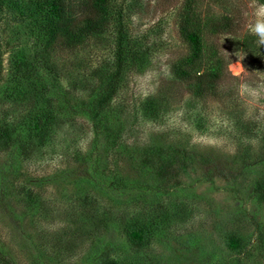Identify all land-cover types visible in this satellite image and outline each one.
I'll return each mask as SVG.
<instances>
[{
	"label": "rangeland",
	"instance_id": "obj_1",
	"mask_svg": "<svg viewBox=\"0 0 264 264\" xmlns=\"http://www.w3.org/2000/svg\"><path fill=\"white\" fill-rule=\"evenodd\" d=\"M184 3L128 1V45L148 54L141 66L124 67L110 96L115 23L73 45L59 37L48 50L27 0H0V126L11 131L9 144L0 143V252L12 264H264V46L249 32L260 3L193 5L201 19L232 24L205 38L225 75L202 97L171 70L189 54L178 29ZM157 96L164 107L155 119L142 104ZM80 104L97 107L129 150L177 146L211 163L171 181L143 174L128 150L107 145ZM42 110L54 117L45 145L30 130ZM134 224L150 230L142 246L127 236Z\"/></svg>",
	"mask_w": 264,
	"mask_h": 264
},
{
	"label": "trees",
	"instance_id": "obj_2",
	"mask_svg": "<svg viewBox=\"0 0 264 264\" xmlns=\"http://www.w3.org/2000/svg\"><path fill=\"white\" fill-rule=\"evenodd\" d=\"M27 0L30 16L34 17L35 25L43 37L45 48L51 49V45L62 37L67 45L79 43L88 36H97L105 33L110 28V23H115L116 49L114 51L115 72L113 88L110 96L116 90L121 81L124 67H138L146 61L147 50H133L127 42V35L123 28L122 16L124 9L130 6L121 0ZM264 4V0H256ZM184 7L179 16L178 29L183 40L188 44L189 54L171 66L173 75L179 80L188 83L193 95L202 97L211 92L216 81L225 75V62L215 46L205 41L209 35L228 32L231 29V19L228 17H208L201 19L193 5L197 0H184ZM130 8V7H129ZM21 65H25L22 63ZM109 96V97H110ZM159 96L147 99L142 104L144 112L151 118H157L164 107ZM107 103V100L105 101ZM108 104V103H107ZM79 111L87 113L91 117L95 127H100L105 132V141L110 147L118 145L116 151L119 154L128 150L129 157L143 172L155 177L157 180H176L180 174L190 169L193 164L209 165L211 156L201 154L193 149L179 148L177 146H140L130 147V150L122 144H118L119 129L112 126L107 119L100 122L97 107L80 104L76 106ZM93 110V111H92ZM54 119L49 111H38L34 114L31 132L37 138L40 145H45L46 129ZM11 131L0 126V143L9 144ZM126 149V150H125ZM131 151V152H130ZM148 228L145 225L134 224L127 231V236L135 246H142L148 242ZM230 246L236 247L237 242L230 240ZM0 261L3 264H12L0 252ZM106 264H119L113 260Z\"/></svg>",
	"mask_w": 264,
	"mask_h": 264
},
{
	"label": "clouds",
	"instance_id": "obj_3",
	"mask_svg": "<svg viewBox=\"0 0 264 264\" xmlns=\"http://www.w3.org/2000/svg\"><path fill=\"white\" fill-rule=\"evenodd\" d=\"M255 19L254 21L249 25V32L250 34L257 37V43L260 46H264V4L255 5V11H254ZM244 58H241L237 61L235 68V75H240L241 72L245 71V68L241 61H243ZM242 89L244 92H247L252 97H259L260 92L256 89H251L247 85H242Z\"/></svg>",
	"mask_w": 264,
	"mask_h": 264
}]
</instances>
